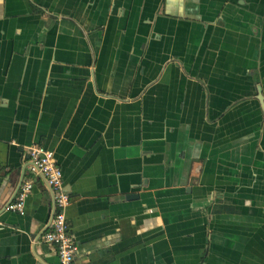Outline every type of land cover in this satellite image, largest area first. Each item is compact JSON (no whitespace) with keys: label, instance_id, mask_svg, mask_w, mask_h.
I'll return each mask as SVG.
<instances>
[{"label":"crops","instance_id":"obj_1","mask_svg":"<svg viewBox=\"0 0 264 264\" xmlns=\"http://www.w3.org/2000/svg\"><path fill=\"white\" fill-rule=\"evenodd\" d=\"M32 144L73 264H264V0H0V264H58Z\"/></svg>","mask_w":264,"mask_h":264},{"label":"built area","instance_id":"obj_2","mask_svg":"<svg viewBox=\"0 0 264 264\" xmlns=\"http://www.w3.org/2000/svg\"><path fill=\"white\" fill-rule=\"evenodd\" d=\"M27 151L28 159L24 162L28 176L21 178L12 199L3 210L24 214L25 199L34 186V179L41 178L50 192L52 210L40 239L55 247L58 264H73L78 244L66 221L65 212L70 204V197L63 189L61 168L54 152L40 144L28 146Z\"/></svg>","mask_w":264,"mask_h":264},{"label":"water","instance_id":"obj_3","mask_svg":"<svg viewBox=\"0 0 264 264\" xmlns=\"http://www.w3.org/2000/svg\"><path fill=\"white\" fill-rule=\"evenodd\" d=\"M26 159H28V156L26 157ZM25 166H26V163L23 162L22 165H21L22 173H23L24 171H26ZM26 172H27V171H26Z\"/></svg>","mask_w":264,"mask_h":264}]
</instances>
